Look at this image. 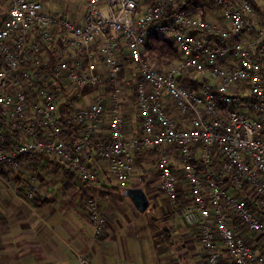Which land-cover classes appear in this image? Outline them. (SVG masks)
I'll return each instance as SVG.
<instances>
[{
    "label": "built area",
    "instance_id": "1",
    "mask_svg": "<svg viewBox=\"0 0 264 264\" xmlns=\"http://www.w3.org/2000/svg\"><path fill=\"white\" fill-rule=\"evenodd\" d=\"M139 1L86 0L78 22L44 10L39 0H5L0 189L28 204L36 175L19 174L17 181L12 175L36 154L52 155L93 186L98 174L86 162L87 152L107 165L122 187L135 153L152 150L159 189L168 203H176L179 188L167 147L172 144L188 191L177 209L194 226L204 264H264V253L246 238L251 233L264 245V8L257 11L249 0H209L223 18L218 22L184 8L167 17L165 6L177 0H152L136 12ZM151 31L170 36L177 48L178 58L165 69L141 56L144 35ZM118 43L124 51L120 57ZM120 58L137 74L133 94L139 132L129 134H124L115 84ZM192 71L201 73L195 86L180 79ZM101 79L112 84L110 104L92 92ZM87 94L83 103L77 101ZM164 101L185 123L176 124ZM105 112L107 133L97 138ZM96 208V201L88 199L94 238L104 222ZM77 258L89 264L85 252Z\"/></svg>",
    "mask_w": 264,
    "mask_h": 264
},
{
    "label": "crops",
    "instance_id": "2",
    "mask_svg": "<svg viewBox=\"0 0 264 264\" xmlns=\"http://www.w3.org/2000/svg\"><path fill=\"white\" fill-rule=\"evenodd\" d=\"M39 1L44 10L72 16L78 22H81L86 8V0ZM181 2L189 14L212 18L217 16L219 20L216 18L215 20L223 22L218 10L206 0H181ZM6 11L5 0H0V19L6 15ZM193 79L197 83L199 77ZM99 82L93 89L96 86L98 88ZM105 102L110 104L107 96ZM167 105L166 109L173 116L176 124L185 123L184 116L176 112L166 101ZM107 126L108 114L105 112L95 136L97 138L104 136L107 133ZM167 147L174 149L172 144ZM149 153L151 155L153 151L142 150L135 153L133 168H137L139 180L132 181V176L128 174L125 181V186L144 182L141 187L148 196V204L153 197H162L154 158H152V170L157 179L156 189H153L149 183L151 174L147 165L150 161ZM169 154L171 168L179 188V197L176 203H173L175 205L170 210L169 216L164 218L162 227L153 223L152 217L143 222L137 220L140 213L122 193V187H119L112 170L90 152L86 153L85 160L98 174V180L93 186H88L73 172L63 169L64 174L53 172V176L60 177V184L53 187L44 185L43 175H38L34 195L28 204L22 203L17 195L1 188L0 264H79L77 258L79 252H85L89 264H169L173 261L175 264H180L179 259L183 260V264H196V259L198 264H204L202 248L195 238L194 226L188 224L177 209V204L187 197L188 191L175 149ZM34 160L35 158L31 156L29 163ZM40 161H43L42 164L46 167L54 163L48 158H40ZM58 163L60 164L59 161ZM20 173L13 174L12 178L17 181ZM51 175L52 173L49 174ZM118 191L121 195L117 194ZM16 192L21 194V188L17 186ZM90 198L96 201L97 212L104 218L101 234L95 238L88 217ZM154 205L157 206V203ZM130 222L134 228L127 230L126 227ZM192 242L198 245L195 246L196 244Z\"/></svg>",
    "mask_w": 264,
    "mask_h": 264
},
{
    "label": "rangeland",
    "instance_id": "3",
    "mask_svg": "<svg viewBox=\"0 0 264 264\" xmlns=\"http://www.w3.org/2000/svg\"><path fill=\"white\" fill-rule=\"evenodd\" d=\"M206 1L209 4L211 3L209 0H206ZM256 2H257V4H259L260 9L264 8V0H256ZM213 18L218 19L217 16H213ZM99 42H100V40L97 39L96 42L93 44L92 48H93L94 52L97 49ZM120 54H121L120 51L116 52V55H118V57H120ZM121 60L122 59L120 58L119 59L120 63H121ZM175 60L176 59H173L171 64ZM164 67H167V66H164ZM164 67H162V68H164ZM98 68L100 69V71L102 73L105 71L104 67L100 63H98ZM200 75H201V73L198 71H192L189 73V76L191 78H197ZM136 76H137V74H136L135 69L132 66V64H130L128 62H122L121 67H120V73H119L118 77L115 79V84L119 87L118 97L121 101L122 110H124V112H125V113L124 112L123 113L128 117L127 120H125L124 131L125 130L131 131L130 129L134 125L136 119H138L137 118L136 105H135V99H134V94H133V87H131L132 82H134L136 80ZM94 89H96V90L98 89L99 91H102L101 92L102 94L109 97V94L112 90V84L110 82H108L107 80L101 79L100 82L98 83V88L96 86V88H94ZM94 89H92V92H96ZM99 91H97V92H99ZM88 95L89 94L82 96L77 101L80 103L85 101L88 98ZM164 106L166 108H168V105L166 106V101H164ZM126 134H128V133H126ZM174 149L170 148L169 152L173 153ZM151 155L149 153L150 161L147 162V165L149 166V172L151 173L149 175V177H150L149 183H150V185L153 186V189H156L157 179L154 177V172L152 170V164H153L152 158H154V156H153V154H151ZM34 156H36L35 160L31 161V164L29 166H23L20 168L19 171L22 172L23 174L20 172L19 173L21 175H26L29 172L34 173L36 175V180H37L38 175H43V181H44L43 184L44 185H50L51 187L59 185L60 184V177L53 176V172L56 171L57 172L56 174H58L59 172H61V174H64V173H62V171H63V169H66V168L61 166L58 163V161L55 159V157H53L50 154H36ZM46 156L49 160H52L54 162V163H51L52 165H50V166H48L49 165L48 164L47 165L48 167H46L42 164L43 161L42 162L40 161V158L41 159H44V158L47 159ZM48 163H50V161ZM154 167H155V165H154ZM133 169L134 168H132V170H131L132 173L131 172L129 173L130 176H132L131 180L132 181H134V180L138 181L139 178H138L137 168H135L134 170ZM133 171H136V172L133 173ZM51 173H52V175L49 176V174H51ZM117 194L121 195V192L118 191ZM155 203H157V206L154 205ZM174 205L175 204H173V203H168L167 200L164 198L163 194H162V197H159V198L153 197L152 201H150V203L145 207L144 210L138 211L140 213V215L137 218V220H140L141 222H143V221L149 219V217H152L151 218L152 222L159 225L160 227H162V224L164 223L163 222L164 218H167L169 216V212ZM232 223H233V225H236V222H232ZM132 226H134V225L130 222L127 225L126 229L129 230L131 228H134ZM238 229L240 231H243V230H241L242 229L241 226H238L237 230ZM246 238L248 239V241H250L253 244L254 247H256V249H258L259 251L264 253V245L261 244L260 241L254 240L252 238L251 233L246 232ZM192 243H195L196 244V245L194 244L195 246L198 245V243H196V242H192ZM175 249L177 250V247H175ZM196 261H197L196 264H198V259H196ZM178 262L180 264H183V260H181V259H179ZM169 264H175V261L170 262Z\"/></svg>",
    "mask_w": 264,
    "mask_h": 264
},
{
    "label": "trees",
    "instance_id": "4",
    "mask_svg": "<svg viewBox=\"0 0 264 264\" xmlns=\"http://www.w3.org/2000/svg\"><path fill=\"white\" fill-rule=\"evenodd\" d=\"M152 0H140L137 3V7L135 11H139L141 9V6L147 3H150ZM253 7L259 11L260 7L259 4H257L256 0H249ZM177 8H184L181 0H177L174 4H167L165 6V13L167 17H170L172 12ZM117 51H120L121 55L124 54L123 46L121 43L117 44ZM46 51L51 55L53 50L52 49H46ZM141 56L143 59H146L149 64L157 69H161L164 66H170L173 59L178 58L177 48L174 44L173 38L170 36L163 35L156 31L148 32L144 35V40L142 44V50H141ZM122 62H127L125 58H121ZM129 63V62H128ZM131 64V63H130ZM133 66V65H132ZM159 66V67H158ZM166 67L162 68L165 69ZM182 82L187 84H192L193 86L197 85L193 78H191L188 74L181 76L180 78ZM135 81L132 82L131 87L134 88ZM67 105L66 101L62 102L60 104L61 110ZM127 116L123 115L124 120V128H125V120H127ZM138 118V116H137ZM131 128V127H130ZM131 131H124V134L131 133L132 130H135L136 132H139V121L136 119L134 125L130 129ZM139 152V151H138ZM137 153V152H136ZM36 156H32V158H35ZM47 158V156H46ZM52 161V160H50ZM61 165V164H60ZM62 166V165H61ZM68 170V169H65ZM70 171V170H69ZM144 181V178H143ZM143 183H139L138 185L143 186ZM124 186H122L123 188Z\"/></svg>",
    "mask_w": 264,
    "mask_h": 264
},
{
    "label": "water",
    "instance_id": "5",
    "mask_svg": "<svg viewBox=\"0 0 264 264\" xmlns=\"http://www.w3.org/2000/svg\"><path fill=\"white\" fill-rule=\"evenodd\" d=\"M122 193L127 196L134 208L142 211L148 205V196L140 185L124 186Z\"/></svg>",
    "mask_w": 264,
    "mask_h": 264
}]
</instances>
